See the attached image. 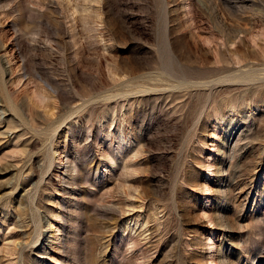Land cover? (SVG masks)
Here are the masks:
<instances>
[{
	"label": "rangeland",
	"instance_id": "obj_1",
	"mask_svg": "<svg viewBox=\"0 0 264 264\" xmlns=\"http://www.w3.org/2000/svg\"><path fill=\"white\" fill-rule=\"evenodd\" d=\"M0 264H264V0H0Z\"/></svg>",
	"mask_w": 264,
	"mask_h": 264
},
{
	"label": "bare ground",
	"instance_id": "obj_2",
	"mask_svg": "<svg viewBox=\"0 0 264 264\" xmlns=\"http://www.w3.org/2000/svg\"><path fill=\"white\" fill-rule=\"evenodd\" d=\"M240 12H241V11H240ZM242 18H243V17H242ZM197 29H198V28H197ZM199 32H200V31H199ZM230 42H231V41H230ZM215 46H216V45H215ZM219 50H220V49H219ZM219 50L217 49V51H216L217 56L215 57V60H216L217 63H222V61H223L222 59H223V58H219V57H221V56H219V55L221 54V53H219ZM164 52H165V51H164ZM164 52H163V53H164ZM220 52H221V51H220ZM161 56H162V55H161ZM164 56H167V53H166V55H164ZM169 57H170V56H169ZM222 57H223V56H222ZM163 59H164V58H163ZM224 59H225V58H224ZM225 61H227V60H225ZM225 61H224V62H225ZM224 62H223V63H224ZM223 63H222V64H223ZM226 63H227V62H226ZM166 64H167V63H166ZM233 77H234V76H233ZM145 91H147V90L139 91V92H136V93L145 92ZM134 93H135V92H134ZM129 94H131V93H128L127 95H129ZM132 94H133V93H132ZM212 247H213V246H212ZM212 247H211V248H212Z\"/></svg>",
	"mask_w": 264,
	"mask_h": 264
}]
</instances>
